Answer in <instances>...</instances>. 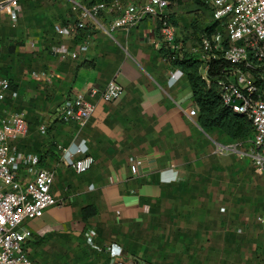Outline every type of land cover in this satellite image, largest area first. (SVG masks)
Wrapping results in <instances>:
<instances>
[{"label": "crops", "instance_id": "crops-1", "mask_svg": "<svg viewBox=\"0 0 264 264\" xmlns=\"http://www.w3.org/2000/svg\"><path fill=\"white\" fill-rule=\"evenodd\" d=\"M100 1L112 0H16L9 9H0V78L9 79L11 86L0 99V119L18 110L28 132L11 144L25 156L40 157L36 165H21L16 177L24 184L40 167L53 171L50 191L62 201L24 222L25 249L32 264L137 263L128 254L132 252L128 239L145 216L157 220L163 213L170 219L185 208L216 207L217 198L226 193L237 206H249L247 216L254 214L251 208H260L254 221L262 225L256 217L264 214V172L254 174L250 189L248 184L246 190L244 185L239 189L225 185L224 163L238 160L224 156L218 146L232 139L218 129L199 126L182 71L173 83L169 81L178 67L162 58L158 17L148 16L111 34L86 21L73 39L60 37L62 27L80 18L79 3ZM200 8L195 4L189 12L195 15ZM164 13L175 23L177 42L183 43L180 38H185L192 18L174 13L169 5ZM116 14L107 4L99 20L109 22ZM61 45L76 51V57L55 53L53 48ZM113 77L121 87L118 98L104 101L98 94H89ZM77 93H84L94 104L83 125L60 119L63 101ZM40 124L47 126L45 134L39 132ZM80 143L94 163L77 173L64 163L57 145ZM132 158L142 159L136 173L129 169ZM167 202L177 203L179 210L166 214ZM86 207L92 213L84 218ZM87 233L97 248L87 242ZM254 237L262 246L250 250L247 261L264 264V234ZM211 252L207 255L214 258L206 264H241L236 255L229 258L221 250Z\"/></svg>", "mask_w": 264, "mask_h": 264}, {"label": "built area", "instance_id": "built-area-1", "mask_svg": "<svg viewBox=\"0 0 264 264\" xmlns=\"http://www.w3.org/2000/svg\"><path fill=\"white\" fill-rule=\"evenodd\" d=\"M211 9L212 19L217 22V29L209 36H201L199 41L184 45L176 41V27L172 25L166 14L168 0H112L103 1L81 7L80 18L73 24L59 30L60 37L73 39L77 31L84 28L86 21L107 34L117 28H128L140 23L148 16L160 19L159 44L167 53L162 58L168 62L180 58L184 53L192 55L199 61V73L207 85L210 84V71L218 72L216 86L224 105L234 113L246 115L252 125L250 137L251 147L243 153L250 159L259 172H264V0H202ZM16 0L0 1V9H9ZM107 4L116 9V16L109 22L99 20L100 11ZM10 12L13 19L15 15ZM84 45L80 46L83 50ZM61 56L76 57V51L65 46L53 48ZM227 63L219 68L220 62ZM181 72L176 68L169 75L173 83ZM10 81L0 78V99L10 90ZM120 85L115 78L109 79L102 89L93 88L90 95L98 94L104 101H112L119 97ZM239 101V103H235ZM94 111V104L84 93H77L73 98L63 101L60 119L64 122L75 121L83 125ZM41 134L47 132V126L40 124ZM28 123L18 110L11 111L0 119V264H32L28 257L25 241L27 232L24 222L40 217L43 211L51 206H58L62 201L56 199L50 191L53 182V171L40 167L32 180L21 183L16 177L21 165H36L39 154L28 156L16 151L11 141L26 135ZM230 144H221L219 149L228 148ZM63 152V161L75 172L88 170L94 159L80 143L77 146L57 145ZM80 153V157H74ZM142 159L132 158L129 169L136 173ZM256 220L264 226V214ZM86 240L94 248L91 235ZM118 264H125L119 262ZM137 264V263H134Z\"/></svg>", "mask_w": 264, "mask_h": 264}, {"label": "rangeland", "instance_id": "rangeland-1", "mask_svg": "<svg viewBox=\"0 0 264 264\" xmlns=\"http://www.w3.org/2000/svg\"><path fill=\"white\" fill-rule=\"evenodd\" d=\"M193 2L194 0H169L168 5L171 10H174V13L185 16L189 20L194 16L192 12H189V8L195 7ZM200 11L197 13L199 19L195 26H190V29L183 34L186 41H182L184 37L180 36L186 46L198 41L199 28L197 24L199 22L206 24L209 20L208 12H204L202 9ZM229 144L228 148L219 151L224 156L236 157L238 161L234 163L231 161L234 159L230 158L224 163L223 179L227 182L225 185H232L235 189L244 185L246 190L248 184V189H250V185L256 180L254 174L263 173L259 172L243 153L251 147V140L250 138L232 140ZM235 166L237 170L233 171ZM227 188H224V191ZM230 198L226 193L222 199L217 198L216 207L185 208L181 215L171 216L170 219L163 213H159V219L163 218L167 221L156 220L149 215L145 216L142 224H137L138 227L134 232H131L128 242L132 252H128V254L137 259H134L137 264H206L208 260L214 258L207 254L212 253L211 251L221 250L223 254L228 253L229 258H234L236 255L241 264H249L247 261L248 254L251 253L249 251L260 249L262 246L261 242L254 237L264 234V227L254 221L260 208L256 206L251 208L250 210L252 212L254 210V214L250 217L246 215L249 206L239 207ZM176 206L177 203L167 202L163 206L164 212L172 213L175 208L178 211L179 208ZM240 216L244 217L242 221H239ZM169 222H173L175 230L172 232L169 230Z\"/></svg>", "mask_w": 264, "mask_h": 264}, {"label": "trees", "instance_id": "trees-1", "mask_svg": "<svg viewBox=\"0 0 264 264\" xmlns=\"http://www.w3.org/2000/svg\"><path fill=\"white\" fill-rule=\"evenodd\" d=\"M193 3L200 6V9L204 12H208L209 15V20L206 24H201L200 22L197 24L199 28L197 39L199 41L201 36H209L217 29V22L212 19L210 7L202 0H194ZM197 17V14L192 17L190 22L191 27L195 26L196 21L199 19ZM168 21L175 26V23L171 19H168ZM159 29L157 31H159ZM177 40L178 39L176 38V41ZM182 41L185 42L186 38ZM195 42L196 41L193 43ZM159 50L162 55L167 53L166 49L162 46ZM171 64L180 68V70L186 75L191 89L192 99L198 111L197 122L202 129H218L232 140H242L251 137L252 125L250 119L246 115L234 113L229 107L223 104L220 92L215 83V78L217 77L218 72L216 73L213 70L210 71V84L207 85L200 76L199 61L192 55L184 53L180 58L171 60ZM226 65L227 63L221 61L219 68ZM90 213H92L90 207L83 209L84 218Z\"/></svg>", "mask_w": 264, "mask_h": 264}, {"label": "water", "instance_id": "water-1", "mask_svg": "<svg viewBox=\"0 0 264 264\" xmlns=\"http://www.w3.org/2000/svg\"><path fill=\"white\" fill-rule=\"evenodd\" d=\"M235 103H239V101H235Z\"/></svg>", "mask_w": 264, "mask_h": 264}]
</instances>
